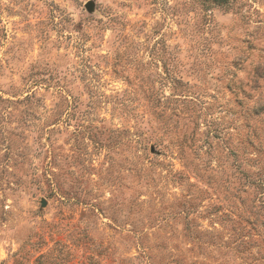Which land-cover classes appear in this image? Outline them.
<instances>
[{
    "label": "rangeland",
    "instance_id": "1",
    "mask_svg": "<svg viewBox=\"0 0 264 264\" xmlns=\"http://www.w3.org/2000/svg\"><path fill=\"white\" fill-rule=\"evenodd\" d=\"M0 264H264V0H0Z\"/></svg>",
    "mask_w": 264,
    "mask_h": 264
},
{
    "label": "water",
    "instance_id": "2",
    "mask_svg": "<svg viewBox=\"0 0 264 264\" xmlns=\"http://www.w3.org/2000/svg\"><path fill=\"white\" fill-rule=\"evenodd\" d=\"M87 8L89 9V10H91L92 9V4H89L88 6H87ZM46 205V203L43 201L42 202V206L44 207Z\"/></svg>",
    "mask_w": 264,
    "mask_h": 264
}]
</instances>
